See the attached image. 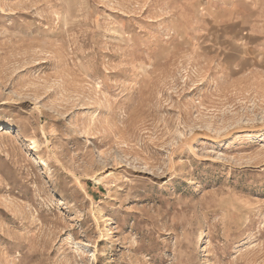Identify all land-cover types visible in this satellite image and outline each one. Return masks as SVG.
I'll return each instance as SVG.
<instances>
[{
    "label": "rangeland",
    "instance_id": "1",
    "mask_svg": "<svg viewBox=\"0 0 264 264\" xmlns=\"http://www.w3.org/2000/svg\"><path fill=\"white\" fill-rule=\"evenodd\" d=\"M0 264H264V0H0Z\"/></svg>",
    "mask_w": 264,
    "mask_h": 264
}]
</instances>
